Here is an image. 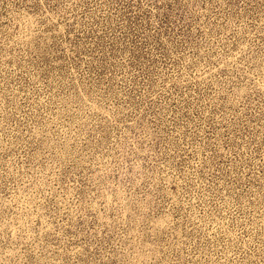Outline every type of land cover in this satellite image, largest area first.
<instances>
[{"label": "rangeland", "instance_id": "374dc122", "mask_svg": "<svg viewBox=\"0 0 264 264\" xmlns=\"http://www.w3.org/2000/svg\"><path fill=\"white\" fill-rule=\"evenodd\" d=\"M0 264H264V0H0Z\"/></svg>", "mask_w": 264, "mask_h": 264}]
</instances>
